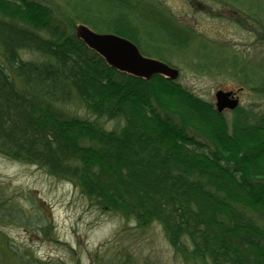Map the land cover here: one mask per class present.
I'll return each instance as SVG.
<instances>
[{"label": "trees", "instance_id": "16d2710c", "mask_svg": "<svg viewBox=\"0 0 264 264\" xmlns=\"http://www.w3.org/2000/svg\"><path fill=\"white\" fill-rule=\"evenodd\" d=\"M203 2L264 48V0ZM79 24L170 66L178 55L195 72L228 74L264 101V53L209 39L157 0H0V155L70 182L137 228L158 224L182 264H264V106L227 117L177 78L117 70L76 36ZM1 222L51 235L0 187ZM91 259L134 264L125 251ZM0 264L57 263L0 229Z\"/></svg>", "mask_w": 264, "mask_h": 264}, {"label": "rangeland", "instance_id": "374dc122", "mask_svg": "<svg viewBox=\"0 0 264 264\" xmlns=\"http://www.w3.org/2000/svg\"><path fill=\"white\" fill-rule=\"evenodd\" d=\"M157 1L178 22L199 30L209 39L228 43L247 57L258 59L264 53L254 33L236 24L228 11L216 10L211 14L205 9L204 0ZM23 54L28 59L34 57L31 52ZM182 59L178 55L171 58L173 66L179 70L177 81L202 99L214 104L216 90H233L239 105L253 104L255 109L263 108V99L245 87L240 88V83L228 74L198 73ZM77 112L83 118L101 122L108 129L118 125V121L96 119L81 109ZM224 113L230 116V111ZM0 187L22 209L34 211L42 220L51 223L50 236L37 233L36 226L28 229L18 223H0V229L16 244L29 246L38 258L57 264H96L91 259L95 253L114 257L119 251H125L134 264H182L158 224L140 229L132 220L101 211L70 182L36 165L0 155Z\"/></svg>", "mask_w": 264, "mask_h": 264}, {"label": "water", "instance_id": "95a60500", "mask_svg": "<svg viewBox=\"0 0 264 264\" xmlns=\"http://www.w3.org/2000/svg\"><path fill=\"white\" fill-rule=\"evenodd\" d=\"M75 32L89 48L100 54L109 66L117 70L142 78H149L154 74L171 79L178 76L176 68L159 59L143 55L137 46L125 37L114 33L96 32L83 24L77 25ZM214 99L218 112L233 110L238 105V99L232 90L218 89L214 93Z\"/></svg>", "mask_w": 264, "mask_h": 264}, {"label": "flooded vegetation", "instance_id": "af4514ba", "mask_svg": "<svg viewBox=\"0 0 264 264\" xmlns=\"http://www.w3.org/2000/svg\"><path fill=\"white\" fill-rule=\"evenodd\" d=\"M235 95L237 96V93H235Z\"/></svg>", "mask_w": 264, "mask_h": 264}]
</instances>
